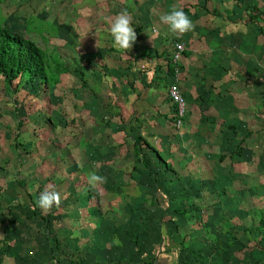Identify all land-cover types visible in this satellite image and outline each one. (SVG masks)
<instances>
[{
    "label": "rangeland",
    "instance_id": "obj_1",
    "mask_svg": "<svg viewBox=\"0 0 264 264\" xmlns=\"http://www.w3.org/2000/svg\"><path fill=\"white\" fill-rule=\"evenodd\" d=\"M95 1L99 3L102 0ZM138 2L142 7L132 15L135 31H141L137 25L141 16L149 23L156 38L170 39L168 46L157 45L160 52L156 51L153 56L157 65L146 59L148 65L142 63L141 71L137 70L140 64L134 62V56L138 55L133 48L139 42L136 40L130 51L115 48L110 34L113 19L108 18L105 9H95V12L83 9L84 14L79 18L75 11L71 22L58 26L47 22L44 16L30 13L27 18L22 0H0L2 25L32 41L42 51L46 65L42 75L44 79L36 77L31 83L24 76L8 85L0 75V116L8 114L12 117L16 111L21 118L30 117L29 123L34 126L31 128L36 130V137L42 136L48 145L55 143V139L64 140L68 133H73L77 141L81 133L103 134L105 129L114 131L121 123L125 124V120L130 122L134 115H140L142 135L133 137V140L141 138L137 142L140 158L152 163L154 167L150 169L155 178L175 179L177 186L190 197L184 216H180L182 212L177 207L171 213H178L173 214V218H166L175 224H180L177 221L183 218L189 228L198 227L207 235L204 234L207 238L202 239L204 249H192L190 255L201 264H251L255 258L262 259L264 263V192L257 190V186L264 187V64L261 63L264 34L259 38L251 36V40L245 42L250 28L251 33L264 30V19L260 18L258 25H251L247 18H239V32L244 30L246 35L244 45L247 48L254 46L255 52H259L255 57L251 55V67L247 63L246 52L240 55L239 60L245 64L242 65V76L238 77L239 88L236 87L228 96L223 95L229 90L225 86L212 89L210 85L206 95L220 94L219 98H225L221 104L208 105L205 99L200 98L199 104L192 105L189 111L187 104V127L177 130L171 121L162 127L161 119L155 127L158 136H152L149 125L156 121L150 122L148 117L150 114L160 117V103L169 102L165 70L173 41L181 40L161 23L159 17L173 7L182 8L190 19L193 15L185 0H135ZM113 3L118 7L120 2L103 1L106 8ZM244 4L245 0H236L232 11L242 12L241 16H244ZM116 6L110 9V14ZM123 8L116 11L125 10V6ZM135 20H138L136 24ZM79 21L89 23L83 25V22L78 26ZM229 46L234 48V42H229ZM25 83L30 85L25 86ZM153 95L160 103H150L154 100ZM0 124L6 133L13 128L8 122L4 125L1 121ZM131 128L134 134L135 129ZM125 152L121 156L124 159L132 155L131 151ZM113 160L114 164L121 162V158L102 157L101 164L110 168ZM159 185L163 186L162 183ZM174 199L179 200L178 203L186 200L185 196ZM0 205L7 208L5 202L1 201ZM250 211L251 222L245 217ZM259 213L263 214L260 221Z\"/></svg>",
    "mask_w": 264,
    "mask_h": 264
},
{
    "label": "crops",
    "instance_id": "obj_2",
    "mask_svg": "<svg viewBox=\"0 0 264 264\" xmlns=\"http://www.w3.org/2000/svg\"><path fill=\"white\" fill-rule=\"evenodd\" d=\"M103 1L22 0L25 3L22 6L27 18L30 13L44 16L47 22L58 26L71 22L75 11L77 18L82 17L83 9L94 12L95 9H105L112 20L120 7L125 6L131 15L142 7V3H135V0H118V7L113 3L106 8ZM185 2L191 9V20L195 25L193 31L180 36L187 45L188 53L181 60L179 86L186 96L189 111L192 105L199 104L200 98L205 99L208 105L221 104L225 98H219L220 94L206 95L210 85L212 89L225 86L229 90H225L227 93L223 92V95L232 94L244 69L242 65L245 63L239 60L241 54L246 52L247 63L251 67V55L255 57L259 52H255L256 47L247 48L244 44L251 40V36L259 38L264 30L251 33L250 28L246 40L244 30L239 32L238 22L244 17L251 25L260 24V18L264 19V0H245L244 16H241L242 12L232 11L236 0ZM113 6H116L111 11L113 14L115 11L114 15L109 12ZM251 6L260 12L253 11L250 15ZM138 20L137 25L141 28V31H136L139 45L133 48L138 55L134 56V62L140 64L137 70L141 71L142 63L148 65L146 59L157 65L153 58L156 51L160 52L157 45L168 46L170 39L156 38L149 23L141 16ZM83 22L79 21L77 25ZM229 42H234L235 47L229 48ZM262 57L261 63L264 64V54ZM153 98L150 103H160L156 95ZM169 106V102L160 103L161 116L149 115L150 122L156 121L149 125L152 136H158L155 127H158L159 120L163 119L162 127L170 122L166 115ZM16 113L12 117L8 114L0 116V122L4 125L8 122L13 127L8 129V133L0 128V132H4L0 135V202H5L7 206L3 209L0 205V219L4 217L0 221L1 264H201L189 252L204 249L202 239H206L207 235L204 233V236L198 227L189 228L183 218L177 221L180 224L166 218H173V214L178 212L171 211L177 207L182 212L180 216H184L190 197L177 186L175 179L159 180L144 165L133 140V137L142 135L140 115H134L130 122L125 120V124L121 123L117 130L112 129L114 131L105 129L103 134L81 133L77 141L73 133H68L64 140L55 139V143L46 145L42 136L36 137V130L31 128L34 126L29 123L30 117L24 119ZM185 125L183 128L188 126L187 119ZM131 127L135 129L134 134ZM125 151H131L132 155L122 158ZM102 157L121 158V162L114 164L113 160L108 168V165L101 164ZM153 167L151 163L150 168ZM91 172L105 179L90 185L88 174ZM247 172L251 176V172ZM116 174L118 176L114 177ZM45 189H54L62 197L60 206H54L49 212L42 211L36 203ZM257 190L262 193L264 187L257 186ZM183 196L186 200L182 203L174 199ZM247 213L245 217L251 222V211ZM262 216V213L258 214L259 221ZM198 259L203 260L201 256ZM253 261L251 264H260V261L264 264L260 258Z\"/></svg>",
    "mask_w": 264,
    "mask_h": 264
},
{
    "label": "clouds",
    "instance_id": "obj_3",
    "mask_svg": "<svg viewBox=\"0 0 264 264\" xmlns=\"http://www.w3.org/2000/svg\"><path fill=\"white\" fill-rule=\"evenodd\" d=\"M161 23L168 26L169 31L178 36L193 31L194 22L182 9L173 7L159 17ZM110 34L113 37V46L118 50L130 51L137 40V33L133 26V16L125 9L120 11L110 23ZM105 178L96 172L88 174V183L95 185ZM62 202L61 194L54 189H45L39 194L37 206L44 212H49L54 206L59 207Z\"/></svg>",
    "mask_w": 264,
    "mask_h": 264
},
{
    "label": "trees",
    "instance_id": "obj_4",
    "mask_svg": "<svg viewBox=\"0 0 264 264\" xmlns=\"http://www.w3.org/2000/svg\"><path fill=\"white\" fill-rule=\"evenodd\" d=\"M251 11L260 12L253 6H251ZM45 67L42 51L32 41L26 40L16 32L8 31L2 25L0 19V75L4 78V81L11 84L17 78L22 79L26 76L28 82L31 83L33 78L42 77ZM168 67L173 72L172 68ZM42 78L44 79V77ZM167 114L168 112H166ZM167 119L172 122L169 114ZM140 139L139 137L135 138L136 146ZM142 161L149 173L152 174L149 162L143 158Z\"/></svg>",
    "mask_w": 264,
    "mask_h": 264
},
{
    "label": "built area",
    "instance_id": "obj_5",
    "mask_svg": "<svg viewBox=\"0 0 264 264\" xmlns=\"http://www.w3.org/2000/svg\"><path fill=\"white\" fill-rule=\"evenodd\" d=\"M188 48L182 40H175L172 43V49L168 55V66L165 70V78L167 81L166 95L170 106L167 110L169 116L172 118L173 126L179 130L185 126L187 119V99L179 86V79L181 76V60L187 56Z\"/></svg>",
    "mask_w": 264,
    "mask_h": 264
}]
</instances>
